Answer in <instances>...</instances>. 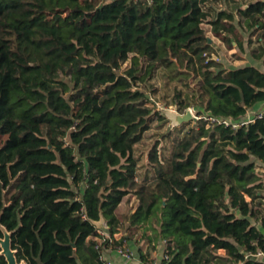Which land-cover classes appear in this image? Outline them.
Here are the masks:
<instances>
[{
	"label": "trees",
	"instance_id": "obj_1",
	"mask_svg": "<svg viewBox=\"0 0 264 264\" xmlns=\"http://www.w3.org/2000/svg\"><path fill=\"white\" fill-rule=\"evenodd\" d=\"M209 1L0 0V238L11 233L19 262L104 264L96 221L118 233L117 209L135 194L125 220L172 244L161 264H264L246 257L264 250V117H249L264 102V71L223 67L202 26L241 47L237 14L252 28L264 1L238 12ZM159 66L189 88L199 77L198 115L229 125L198 119L170 158L156 140L154 176L139 180L135 147L152 108L138 84Z\"/></svg>",
	"mask_w": 264,
	"mask_h": 264
},
{
	"label": "rangeland",
	"instance_id": "obj_2",
	"mask_svg": "<svg viewBox=\"0 0 264 264\" xmlns=\"http://www.w3.org/2000/svg\"><path fill=\"white\" fill-rule=\"evenodd\" d=\"M98 4H101L103 0H95ZM250 2V0H239L234 3L229 0H210L208 2V8L211 10L220 9L224 7H240V4ZM213 4V6H212ZM202 26L205 28L209 42L213 46L212 58L217 62H220L226 69L234 68L236 65L243 64H256L260 65L259 62L252 60L249 54L245 52V47L235 46V53L218 37L214 36L211 31V25L207 22L203 23ZM251 30L244 35V40L248 42L254 41L255 37L251 36ZM244 41V42H245ZM246 43V42H245ZM132 56V54L130 55ZM130 66V61L128 60L123 68ZM166 69L159 66L155 68V71L151 77H147L145 81L140 82L138 85L146 93L148 106L152 108L150 128L144 134L141 142L135 147V156L138 158V179L139 180H151L154 176L153 169L148 166V154L151 146L156 140L160 141L159 152L161 158H170L174 147L182 140L188 132L196 126V121L191 120L184 125L174 124L171 120L169 114L170 112H177L179 114L185 113L187 110H191L195 116H198V108L194 104L195 96L193 95V89L196 88L200 79L199 77L191 76L189 79L190 88L184 85L181 81H172L168 78ZM182 90V95L178 96V91ZM184 98L189 99V105L184 110L181 109L182 101ZM162 116V118H160ZM256 170L262 174L264 178V164L262 162L256 163ZM16 181L6 190V199L9 200L14 195L18 194V189L15 187ZM139 204V199L135 194L126 196L120 203L117 214L121 218L122 226H120L119 234L128 233L133 238V241L138 247L137 251L142 250L145 247L154 248L152 241L148 240L146 233L144 232V227L140 228H128V223L125 220L126 215L134 212ZM264 210V209H263ZM264 212V211H263ZM151 234V231L149 235ZM148 240V241H147ZM114 245L118 244V241L114 240ZM147 243L149 245H147ZM144 246V247H143ZM133 249V251H135ZM147 250V249H146ZM145 252V251H144ZM217 254H226L225 250H218ZM228 264H233L229 262Z\"/></svg>",
	"mask_w": 264,
	"mask_h": 264
},
{
	"label": "crops",
	"instance_id": "obj_3",
	"mask_svg": "<svg viewBox=\"0 0 264 264\" xmlns=\"http://www.w3.org/2000/svg\"><path fill=\"white\" fill-rule=\"evenodd\" d=\"M230 2L233 1L234 3L239 2V0H229ZM255 0H250V2L247 3H242L240 4V7L242 6H247L248 4L252 3ZM264 1V0H262ZM213 6V4H212ZM239 7V8H240ZM226 8V7H224ZM232 10H235V12H238V7H229ZM216 9V8H215ZM221 9V8H220ZM218 10V9H217ZM258 19V23H256V25L252 28H249L248 26V22L253 23V20H247L246 17L241 16L240 14H237V19L240 21L242 26H239L241 34H242V44L245 47V52L247 53V55L249 54L250 58H252V60L257 61L260 63L259 66H257L256 64H247V65H254L258 68H260L262 71H264V25H262V22H264V17L261 15H257L256 16ZM249 30H251V36L254 38L255 37V42L252 40L250 41V39L245 41L244 40V35H247V32H249ZM215 36V35H214ZM221 40V39H220ZM246 43H245V42ZM235 46L236 43H234L233 47L231 48V51L233 50V53H235ZM242 46V45H241ZM240 48V47H239ZM242 66H246L243 64H239L236 65V67H242ZM264 111V102L258 103L254 108H252L249 111V117H253V115H256L260 112ZM100 234V232H99ZM122 236H125L127 239L124 240L122 243H118V244H127L132 250L137 249L138 247H142L141 245H137L134 241L133 238H129V234L125 233V234H119L116 233L114 236V239L116 241H120ZM101 237V234L99 236L94 237V239L97 241L99 238ZM148 241V240H147ZM115 243H106V245L104 244V257L107 260H111L113 261L114 264H144V262L150 258V257H155L158 254L160 255L162 253V249H163V244H162V239L158 240L156 243L153 242L154 248H147L145 247L142 252V254L144 255V257L141 256V252L140 250L137 251L135 250V254L137 256V258L135 260H131V261H127L125 258H123L116 250V245H114ZM147 245H149L147 243ZM144 247V246H143ZM147 249V250H146ZM142 251V250H141Z\"/></svg>",
	"mask_w": 264,
	"mask_h": 264
},
{
	"label": "built area",
	"instance_id": "obj_4",
	"mask_svg": "<svg viewBox=\"0 0 264 264\" xmlns=\"http://www.w3.org/2000/svg\"><path fill=\"white\" fill-rule=\"evenodd\" d=\"M148 2H152L153 0H146ZM205 118L206 120L210 121V122H219V123H225L226 125H229V122L227 120H220L217 118H214L212 116H197L198 119L200 118ZM256 117H264V111L260 112L258 114H256ZM246 122H241L240 124H234L233 127H238L240 125H244ZM98 232H100L101 237L97 240V244H96V249L99 251V259L104 262V264H114L113 261L111 260H107L104 257V244L106 243H114V236H111L110 234H107L101 230H99ZM162 244H163V249H162V253L155 257H150L148 258L144 264H161L162 260H166L169 261L171 259V249L170 246L172 245L168 240L166 239H162ZM255 244L258 246V243L255 242ZM117 252L123 257L125 258L127 261H131V260H135L137 258L135 252L125 243L123 244H118L115 246ZM247 258H255V259H260L262 261H264V250L260 247L258 248V250L256 252H248L246 254Z\"/></svg>",
	"mask_w": 264,
	"mask_h": 264
},
{
	"label": "water",
	"instance_id": "obj_5",
	"mask_svg": "<svg viewBox=\"0 0 264 264\" xmlns=\"http://www.w3.org/2000/svg\"><path fill=\"white\" fill-rule=\"evenodd\" d=\"M171 120L174 124L181 125L183 123L190 122L191 120H198L197 116H195L191 110H187L183 114H179L177 112H170L169 114ZM234 211V210H233ZM96 226L99 230L110 234L109 227L107 226L105 219L101 217L100 220L96 221ZM4 230V238H0V246L2 248L1 254H3L6 258L7 264H26L25 261L19 262L16 257V250L12 249L11 246V233Z\"/></svg>",
	"mask_w": 264,
	"mask_h": 264
}]
</instances>
